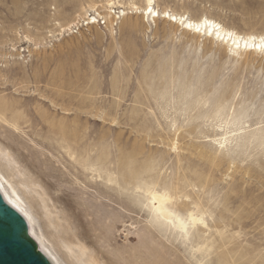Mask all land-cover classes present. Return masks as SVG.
<instances>
[{"label":"rangeland","instance_id":"rangeland-1","mask_svg":"<svg viewBox=\"0 0 264 264\" xmlns=\"http://www.w3.org/2000/svg\"><path fill=\"white\" fill-rule=\"evenodd\" d=\"M153 3L264 32V0ZM146 5L0 0V145L43 191L57 226L27 200L63 264L62 242L101 264H264V55ZM145 90L165 94L144 108Z\"/></svg>","mask_w":264,"mask_h":264},{"label":"bare ground","instance_id":"bare-ground-1","mask_svg":"<svg viewBox=\"0 0 264 264\" xmlns=\"http://www.w3.org/2000/svg\"><path fill=\"white\" fill-rule=\"evenodd\" d=\"M146 1L147 5L145 8L141 10L135 8L136 13H142V16L161 18L171 23L181 25L185 31L187 30L195 36H205L211 40L225 43L233 52L243 50L253 52L254 54L264 55V32L257 36L240 35L232 30L226 29L220 23L207 17H200L199 19L193 20L186 15H178L169 11L158 12L153 7V0ZM160 76L162 75H159V77ZM157 89H159V87ZM136 91H138V88ZM156 92L152 90H145L142 93L140 92V94H145V96H142L143 100L138 102L139 105L143 103L145 105L143 106L144 108L150 107L154 101H157L158 96L165 94L163 92L162 94ZM138 103L136 105H138ZM137 107L138 106H136V108ZM137 109L139 110V108ZM136 111L137 110H135V112ZM142 112L143 111H141V113ZM24 176V173L19 169L17 162L14 160L10 152L0 145V194L3 200L24 219L28 228L29 236L36 243L37 248L42 255H44L51 264H63L64 259L62 261L59 255L55 252L53 245L49 243L47 238L40 231L38 219L36 218L37 215L32 211L27 196L30 195L35 199L34 202H36L38 206L37 208L41 212L40 215L43 216L42 218H45L46 225L52 227L57 226L54 224V221L53 223L51 221L52 213L47 204V199L44 198L43 191L39 192L41 189L37 190L39 189L36 184L37 182L34 180H25V178L24 180L21 179ZM153 198L158 203V207L161 210V216L167 217L168 213L161 204L163 198L154 196ZM81 244L78 242H75L74 244L62 242L60 243V248L65 249L64 254H66V257L74 264H101L97 257L87 254L88 252H86V248Z\"/></svg>","mask_w":264,"mask_h":264},{"label":"water","instance_id":"water-1","mask_svg":"<svg viewBox=\"0 0 264 264\" xmlns=\"http://www.w3.org/2000/svg\"><path fill=\"white\" fill-rule=\"evenodd\" d=\"M0 264H51L30 238L26 222L0 194Z\"/></svg>","mask_w":264,"mask_h":264},{"label":"built area","instance_id":"built-area-1","mask_svg":"<svg viewBox=\"0 0 264 264\" xmlns=\"http://www.w3.org/2000/svg\"><path fill=\"white\" fill-rule=\"evenodd\" d=\"M102 25L104 24V23H101Z\"/></svg>","mask_w":264,"mask_h":264}]
</instances>
